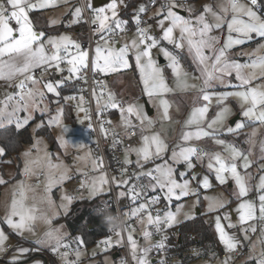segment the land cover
Segmentation results:
<instances>
[{
  "label": "snow or ice",
  "instance_id": "6c2138e0",
  "mask_svg": "<svg viewBox=\"0 0 264 264\" xmlns=\"http://www.w3.org/2000/svg\"><path fill=\"white\" fill-rule=\"evenodd\" d=\"M60 2L67 4L68 0H0V80L12 86L14 79L22 77L15 84L17 91L11 94L6 93L4 99L0 100V126L5 121L12 123L15 120L16 127L19 129L28 123L33 111H47V105L40 108V104L44 103L45 99V92L40 88L41 84L47 92L59 96L57 89L64 81H57L54 85L52 82L38 80L34 75L36 69L40 70L42 77L50 68H55L57 73L63 72L65 69L62 65L66 64L69 73V77L66 79L73 76L80 79L79 73L89 68L94 74L99 73L106 76L129 69L132 66L131 58H134L135 69L139 73L140 83L143 85V94L150 99L159 97V106L163 109L162 119L169 120L168 110L170 105L163 97L165 94L174 91V89L169 87L164 70L152 58V50L159 47L161 41H166L168 44H172L175 49L187 51L196 70L200 73L198 77H193V79L202 81L199 88L197 84L189 83L188 73L184 70L177 55L172 54L165 47H159V51L169 61L167 68L171 69L176 87L184 91L196 90L198 92L197 101L194 102L191 112L184 121L185 129H191L194 126L195 131H183L181 140L187 143L191 140L200 141L208 137L216 145L223 148V153L227 154L221 152L209 153L197 147H180L178 152L173 150L170 159L176 164L183 162L187 169L191 171L195 167L192 157H196L200 162L207 158V168L209 171L215 172L216 180L221 185L225 184L230 176L236 186L235 196L238 201L236 211L239 216V223L248 226L242 229L245 238H247L249 231H257V221L260 222V231L264 234V176L260 178L259 184L255 187L256 198L245 199L252 191V187L248 184L250 177L238 171L239 166L235 161L242 158L244 160L242 167L247 170L251 167L248 157L244 156L231 144L226 143L225 140L216 138L218 128L224 126L225 121L232 113L231 108L224 104L228 96L234 97L239 102L243 117L259 121L264 125V55H257V53L264 51V43L259 42L264 40V18L258 16L250 6H246L240 0H226L225 3L219 5V13L215 12L211 6L206 5L202 12L194 17L191 8H188L189 16L184 17L175 11V9L182 7L177 0H166L165 4L156 12V16L160 17L157 19L156 24L162 33L157 39L147 28L140 26V14L147 11L146 7L141 5L133 18L136 24L135 36L130 41H125L123 46L117 48L116 41L112 37L126 31L127 21L121 20L118 12V7L124 3V0H111L105 7L100 8L95 7L91 0H88L85 7L91 15L90 23L94 26L92 31L94 35L99 37L94 50L89 51L84 50L77 41L72 40L67 35L48 36L42 31L35 30L30 13L39 9L56 7ZM256 2L257 0H250L251 5H255ZM229 12L232 15L231 19L227 20L226 16ZM82 14L83 10L81 8H75L69 26L79 23ZM208 15L213 17L215 23L208 21ZM242 17H247V20ZM57 22L52 20L50 25ZM225 23L227 24L228 35L223 40L222 45L217 47L221 44V41L218 37L210 35V33L213 29H220ZM177 32L179 33L178 37L175 35ZM233 33L236 35L233 36ZM257 38H259L257 47L250 54L255 56V59L250 63L241 64L228 59L230 49ZM206 50L210 54H206ZM233 72H235V79L239 81L238 88L241 90L217 97V104L222 106L211 119H208L209 107L207 104L200 105L199 101L203 100L210 103L211 96L207 93V89L212 87L215 82L226 84L227 81L224 80V77L232 75ZM254 80H261L262 82L252 86ZM100 83L103 84V82ZM93 96L97 100V115H99L102 110L103 89L100 97L96 96L95 90ZM65 99L74 98L66 97ZM81 101H83V97H81ZM108 107L119 109L126 134L127 129L133 127V125L125 117V113L128 116H136L142 129L145 127L146 122L148 127L152 124L147 115L142 114L140 108L135 105L123 107L111 93L108 94L107 102L103 104V108ZM21 111L27 113L23 121L18 116ZM78 111L85 112L83 120L91 121V117L87 115L83 107H79ZM61 115L62 110H58L57 115L49 121V124H56L61 128L62 133L66 134L70 129L62 124ZM83 120L81 123H83ZM109 123L111 122L109 121ZM244 126L242 123H237L235 129L228 127L227 132L232 133ZM90 129L91 124L89 123ZM100 131L102 133L106 132L103 125H101ZM117 142L114 141V143ZM61 143L62 146H67L69 142L62 138ZM73 146L76 147V145ZM33 147L39 152V142L34 144ZM79 147L82 148L83 145H79ZM166 150L167 144L159 135H146L142 131L139 147L126 150L125 163H131L127 159V153L134 152L137 156V165L143 168L141 161L148 163L163 159L162 154ZM261 151L264 152V145L261 146ZM4 154V148L0 147V156ZM39 159L38 157L35 161L26 162L24 169L26 176L37 175L33 165L39 163ZM47 167L52 173L54 170H58L60 165H54L48 159ZM101 167H103L102 161L93 163V170ZM175 171L173 166L167 160H164L162 164H156L154 168L147 172L141 171L137 175L138 180L142 176L148 177V185L134 184L128 188V198L133 204H137L143 196H146L148 189H151L152 192L159 190L163 194L162 197L152 196L145 202H139L130 212L125 213L129 218L135 217L144 225L143 235L145 240H149L152 236L148 226L154 227L157 233L163 232L165 228L172 227L183 207L177 205L175 212L166 208L163 214H161L160 208H155L156 215L154 216L152 214L153 205L160 204L161 199L171 202L173 200L179 201L190 195H196V191L190 186L189 179L184 178L185 174L181 172L177 177L174 175ZM65 178L63 173L58 178L50 174L45 185V193L50 191L53 183H60ZM197 179L196 176L191 177V180ZM4 183L6 181L0 178V184ZM99 183H107V179L103 174L99 177ZM121 183L127 185L128 181L124 180ZM200 186L205 189L210 187L207 177L203 179ZM29 193H32V195L30 196ZM62 199H66L71 203L72 197L65 196ZM205 199L209 200V212H219L220 209L226 206L222 200L209 197H205ZM44 203H51L47 195L40 197L36 194L35 187L20 182L13 190L11 202L6 206L2 223L6 224L8 229L16 235L23 236L25 232L34 234V226L38 221L51 224V218L44 214L40 208V205ZM222 219L229 220L230 218L227 213L223 217L219 214L216 215L215 232L225 250L233 252L237 249L240 241L226 231L224 224L221 222ZM227 227L232 228L234 225L229 222ZM116 235L119 236L120 232H117ZM7 239L5 232L0 231V252L6 250L4 245ZM63 240L64 236L60 234L59 229H50L45 234V240L40 243L50 247L53 252H59L60 248H68ZM77 242L78 245H82V241ZM102 243L111 246L110 239L104 240ZM128 243L131 246V256L135 264H149L148 253L151 251L152 246L138 248L131 234L128 236ZM155 247L164 248L163 240L158 242ZM18 251L20 255H24L29 250L19 248ZM69 254V251L60 254L64 264H75V262L67 260ZM74 254L79 260L80 252L78 249L75 250ZM194 254L198 255L195 252ZM224 264H227V261ZM255 264H264V251L261 252L260 258L256 259Z\"/></svg>",
  "mask_w": 264,
  "mask_h": 264
},
{
  "label": "rangeland",
  "instance_id": "374dc122",
  "mask_svg": "<svg viewBox=\"0 0 264 264\" xmlns=\"http://www.w3.org/2000/svg\"><path fill=\"white\" fill-rule=\"evenodd\" d=\"M69 1L71 2L72 0H68V2ZM127 1L128 0H124V3L119 5L118 12L126 4ZM110 2L111 0L107 3ZM225 2L226 0L187 1L186 10L183 11L185 14L184 17L189 16V13L187 11L188 8H191L192 16L194 17L200 14L204 6L206 5L211 6L215 12L219 13V5ZM240 2L245 4L246 6H250L258 16L264 18V16L256 8V4L251 5L250 0H240ZM85 3H88V0H85ZM107 3L101 7H105ZM141 5L145 6L143 3H140L138 5V9ZM75 8L77 7L73 6L70 8L69 3L65 4L63 2H60L56 7H52L51 9L46 10L43 13V16L46 18L48 23L49 32L46 35H67L72 40L76 41L74 34L61 28V25H63L64 27L67 22L64 16L71 11L73 13ZM41 10L44 11V9H39L37 11L40 13ZM158 10L159 8H153L148 12L146 11L145 13H142L146 14V19L148 21L145 28H147L152 35L156 36L157 39H159L160 35H162L160 28L156 24L157 19L160 18L156 16V12ZM175 11L177 12L180 10L177 8L175 9ZM177 14L179 13L177 12ZM231 15L232 14L229 12L226 16V19L230 20ZM242 18L247 20V17ZM207 19L210 23H215L211 15H208ZM52 20H56L58 22L56 24L50 25V22ZM38 32H41V30H39ZM175 35L178 37L179 33L177 32L175 33ZM210 35L216 36L220 39L221 44L217 45V47H220L223 43V40L228 35L227 24H223L220 29H213ZM235 35L236 34L233 33V36ZM134 36V33L129 34L126 38V41H130ZM257 40H259V38L250 42H246L243 45L233 47L229 50L228 59L230 61L241 64L250 63L253 59H255V56L250 54L257 47ZM259 42L264 43V40H260ZM159 47H165L169 52L177 55V58L180 60V63L182 64L184 70L188 73L189 83L197 84L198 88L202 85V81L193 79V77H198L200 73L196 70V67L192 63V60L188 56L186 50L182 51L175 49L172 44H168L166 41H161ZM159 47L152 50V58L160 66V68L164 70L166 82L168 83L169 87L174 89V91L165 94L163 97V99H166L170 105L168 110L170 117L169 120L162 119L163 109L159 106L160 98L157 97L150 99L148 96L143 94V85L140 83L139 73L135 69L134 58H131L130 60L132 66L129 69H125L121 72L111 73L106 76L100 74L105 79L110 93L114 96L117 102H119L125 108L128 105L137 106L141 109L142 114L147 115L148 119L152 121L150 127L147 126L146 122L145 127L142 129V127L140 126V121L136 119V116H128L127 113H125V117L130 120L131 124L133 125V127L130 128H133L135 131V141L131 142L129 147L123 149V159L125 161L127 149L139 147L140 134L142 131L146 135H159L160 138L167 144V150L162 154L163 159H157L154 162L150 161L148 163H144L143 161H141V164H143V168L137 165V156L134 152L127 153V159L131 161V163L128 164L133 166L132 172L135 177H137V175L141 171L147 172L148 170L154 168L156 164H162L164 160H167L168 163L171 164L176 170L174 175L179 177V174L183 172L185 174L184 178L189 179L190 186L196 191V195H190L188 197H183L179 201L173 200L171 202L162 199L164 209L162 210L161 214H163V211L166 210V208L175 212L177 205L183 206L176 217V222L172 225V227H169L170 229L176 231L177 226L180 223L193 219L199 213L204 216V220L207 223L212 225L215 232L216 215L219 214L223 217V215L227 213L228 217L230 218L229 220L222 219L221 222L222 224H224L226 231L240 241L235 251L227 252L224 246L220 243L215 232L219 246L224 252L223 259L220 257L219 253L216 252V254L208 255L207 257L188 260L185 263L178 262L177 264H224L225 261H227V264H244L245 262L250 260H254L256 262V259L260 258L261 252L264 251V234L261 233V224L257 221V231H249L247 234V238H245L242 229L247 228L248 226L241 225L239 223V216L236 211L238 205V201L235 196L236 186L231 177L229 176L227 182L221 185L216 180L215 172L209 171V169L207 168V158H205L203 162H200L196 159V157H192L191 159L195 167L191 171L187 169L186 165L183 162L176 164L173 163L170 159L173 150L178 152L180 147H197L209 153H223V148L216 145L213 140L208 137L200 141L191 140L187 143L181 140L183 131H195L194 126L191 129H185L184 121L187 119L189 113L191 112L194 102L197 101L198 92L196 90L184 91L176 87L175 78L171 74V69L167 68L169 61L159 51ZM206 54L210 53H207L206 50ZM257 55H264V51L257 53ZM160 60H162L163 62L160 63ZM63 68L65 69V72L63 71L60 73H57L56 69L54 68L55 74L57 76L62 75L63 78L66 79L67 77H69V73L67 72V66ZM36 78L38 80H42L43 82H52L54 85L57 81L63 80L53 79L52 81H49L47 80L45 74L42 77L40 75ZM19 79H22V77L14 79L12 81V86H9L8 83L0 80V100L4 99L6 93L11 94L17 91V89L15 88V84L19 82ZM75 79L76 77L73 76L67 80L74 81ZM224 80L227 81L226 84L215 82L212 87L207 89V93L211 96L210 103L203 100L199 101L200 105H208V119H211L222 106L217 104V97L225 96L228 93L241 90L238 88L239 81L235 79V72H233L230 76L224 77ZM261 82V80H254L252 86L260 84ZM29 87H31V85H29ZM40 88L45 92L44 103L40 104V108H44L45 105H47V111H33L28 123L19 128L22 129L28 127L32 142L28 145H25L19 153L18 168L17 166L10 164H6L0 167V178H3L6 181V183L1 184L0 186L1 220H3L4 218L6 206L11 202L14 188L20 182H24L27 185L35 187L36 194L38 196L42 197L44 195H47V197L51 201L50 204L44 203L40 205L42 212L51 218V224L49 225L38 221L34 226V234L28 232L24 233L23 236H27V240L42 242L45 240V234L50 229H59L60 234L64 236L63 243L68 245V248L70 250H73L75 252V250L78 249L80 252L79 260H77L74 252L73 257L71 255L67 257L68 261H73L75 262V264H121L120 258L114 260L112 257V255L114 254V249H123L124 251H127L132 259L131 246L128 243L129 234L132 235L133 240L136 242L138 248H148L150 242V239L145 240L144 238V225H142L135 217L129 218L125 215V213L130 212L132 208L130 210L123 211V229L119 226L109 236L98 240L94 245L90 247L84 246L83 242L82 245H78L77 241H82L80 236L78 234L70 235L65 224L58 220L61 216H64L69 212L70 207L74 201L81 199H92L100 195L108 194L110 192V181L107 174L103 171V167L93 170V163L98 162V155L94 151V137L90 133L88 127L78 126V109L75 108L73 110L72 122H69L64 118L65 106L70 105L74 107L73 103H70L68 99H65L66 97H68V95H64L60 100L58 96L47 92V90L43 88V84L40 85ZM145 101L148 104L149 108L153 111L151 115H148L146 111ZM224 104L231 108L232 113L229 116L228 120L225 121L224 126L218 128L216 138L225 140L226 143L231 144L244 156L248 157V162L251 164V167H249L247 170L242 167V165L244 164V160L242 158L236 160L235 163L239 166L238 171L241 174L250 177V179L248 180V184L252 187V191H250L249 196L245 199H255V187L259 184L260 178L264 176V152L261 151V146L264 145V125H262L259 121L249 120L243 117V115L241 114L239 102L234 97L228 96V99L224 101ZM58 110H62V115L60 116L62 124L70 129V131L66 134L62 133L61 128L56 124H49V121L57 115ZM116 110L117 116L113 117V122L117 129L124 130L125 128L122 124L121 112L119 111V109ZM26 115L27 113L23 111L18 113L21 121H23ZM237 123H242L245 126L232 133L227 132L228 127H232L235 129ZM246 125H249L247 129ZM3 127H13L17 129L15 120H13L12 123H8L7 121H5L3 125L0 126V128ZM43 127H48L52 136V140L47 138L46 135L38 133V130ZM242 132L245 133L244 139L238 140L237 136ZM62 138L66 139L69 142L67 146H62ZM37 142H39V152H37V149L33 147V145L37 144ZM73 145H76V147H74ZM79 145H83V147L80 148ZM223 154L227 155L226 153ZM38 157L40 158L39 163L33 165L37 175H33L31 177L26 176L24 174L26 162L35 161L38 159ZM66 158L69 159V162L66 161ZM48 159H50L52 164L60 165V168L50 173L47 167ZM17 171L19 172V176L17 175ZM62 173L66 178L60 183H53L50 191L45 193V185L47 183L48 176L52 174L58 178ZM101 174L105 176V178L107 179V183H99V177L101 176ZM192 176H196L198 179L191 180ZM76 177L78 179L77 181L75 180ZM205 177H207L210 184V187L207 189L200 186ZM140 178L145 179L146 185L149 184L148 177L142 176ZM34 179H38V183H34ZM124 180L128 181V179L117 177L114 173H112V182L114 186H125V184L121 183ZM82 184L84 185L83 187L81 186ZM76 187H79L81 191L76 192ZM148 190L151 191V189ZM157 191L161 194V196H163V194L159 190ZM29 195L31 196L32 193H29ZM65 196L72 197L71 203H69L66 199H62V197ZM205 197L222 200L225 202L226 206L223 209H220L219 212H209V200L205 199ZM229 222H231L234 227L228 228L227 225ZM148 230L150 231V226H148ZM0 231L5 232L4 230H2V228H0ZM117 232H120L119 236L116 235ZM175 234L177 235V232H175ZM6 236L8 237L6 241H9L11 239L10 236H8L7 234ZM107 239L111 240V246H106L102 243V241ZM117 241H119V243H117ZM42 246L47 250V254L54 259L56 264H64V260L60 255L61 253H63L62 248L59 249V252H53L50 247L44 245ZM19 248L22 247L15 248L14 251L6 256V258L8 260H17L20 257H23L24 255H20L18 251ZM23 248L26 249V247ZM236 255L238 256V259L234 260ZM3 256L4 253H0L1 260L4 258ZM148 261L149 264H151L150 252L148 253ZM29 262L30 263L28 264H37V262H39V264H45L44 260L39 257H36ZM132 262L133 264H135V261L132 260Z\"/></svg>",
  "mask_w": 264,
  "mask_h": 264
},
{
  "label": "built area",
  "instance_id": "2783aa9c",
  "mask_svg": "<svg viewBox=\"0 0 264 264\" xmlns=\"http://www.w3.org/2000/svg\"><path fill=\"white\" fill-rule=\"evenodd\" d=\"M81 9L83 10L82 19L77 24H83L85 27V39L80 38V32L78 30H72L73 34L76 37V41L82 46L84 50H93L96 42L99 37L93 34V25L90 23L91 15L88 9L85 7V0H79ZM166 0H150L148 2L147 12L153 8H161L164 5ZM182 7L178 9L180 11H185L187 7V0H177ZM99 8V7H98ZM141 24L140 26L145 28L147 24L146 14L140 16ZM70 25V20L66 22L65 27L67 29H71L74 24ZM126 31L119 33L118 35L112 37L114 41H116V47L123 46L126 41V38L129 34L136 33V24L134 21L125 25ZM62 65V67H65ZM50 72L51 68L45 73L47 80H50ZM34 75L36 77L40 76V70L36 69L34 71ZM80 79L74 80V85L79 89V92L68 95V97H73L74 99H68L70 103L74 104V109H78L79 107H83L86 110L88 116L91 117V121L83 120L85 116V112H78L77 116V124L79 127H88L89 123L91 124V129L89 130L92 136L94 137V151L98 155V161H102L103 171L107 174L110 181V193L109 201L107 206L115 210L119 226L124 228L123 221V211L130 210L138 205L139 202H145L147 199H150L152 196H160L156 192H152L147 190V195L143 196L137 204H133L131 200L128 198V188L132 185L143 184L146 185V181L144 178H139L134 176L132 169L133 166L126 164L122 153L123 149L129 147L130 143L135 141V131L133 128L127 129V134L124 130H119L115 127L113 122V111L114 109L111 107L103 108V104L107 102L108 94L110 93L108 85L105 79L99 73H92L91 69H84L79 73ZM100 82H103L101 84ZM103 89V96L101 98V112L97 115V100L93 96V91L95 90L96 96H101V91ZM80 97V98H79ZM81 97H83V101H81ZM83 120V123L81 121ZM109 121L111 123H109ZM101 125L104 126L106 132L102 133L100 131ZM114 141H118L114 143ZM66 161L69 162V159L66 158ZM112 173L120 178L128 179V184L125 186H121L118 190L114 186L112 182ZM78 180L77 177L75 179ZM38 179H34V183H38ZM76 192L81 191L79 187L75 188ZM123 193V195H122ZM155 208H160L161 212L164 209L162 201L158 205L152 206V214L155 216L156 213L154 211ZM150 231L152 232V236L150 238V259L153 264H176L179 258L176 257V254L171 250V247L168 242V237L171 229L165 228L163 232L157 233L155 228L150 226ZM166 237V239H164ZM163 240L164 248H157L155 245L158 242ZM62 251H69L70 254H73V250L69 248H62ZM196 249L194 247L191 248L189 254L195 255ZM224 255L222 254L221 257ZM238 259L236 255L234 260ZM44 260L46 264H56L54 259L48 254L44 255ZM121 264H132L129 255L125 252L122 253Z\"/></svg>",
  "mask_w": 264,
  "mask_h": 264
},
{
  "label": "trees",
  "instance_id": "16d2710c",
  "mask_svg": "<svg viewBox=\"0 0 264 264\" xmlns=\"http://www.w3.org/2000/svg\"><path fill=\"white\" fill-rule=\"evenodd\" d=\"M149 1L150 0H128L125 4L126 6L124 5L119 11V18L131 24L134 21L133 18L136 15L138 5L143 3L146 6V9H148ZM256 8L264 16V0H257ZM30 18L36 31L41 30L45 32V34L49 32L45 18H43L38 11L30 13ZM61 28L71 31L78 30L80 32L81 39H85L86 37L85 27L83 24L76 23L71 29H67L65 26L63 27V25H61ZM61 77L62 75L57 76L55 74L54 68H51V81ZM61 79H63L64 82L58 89V98L60 100L64 95H70L79 92V89L74 85V81L67 80L65 78ZM73 110L74 107L70 105H67L64 108V118L69 122L73 121ZM247 127H249V125H246V129ZM38 133L46 135L47 138L52 140V136L48 127L40 128ZM244 136L245 133H239L237 139H244ZM31 142L32 138L28 127L22 129H15L13 127L0 128V147L4 148L5 150V154L0 156V167L10 164L17 166L18 168L19 153L25 145H28ZM17 175L19 176L18 171ZM120 187L121 186L119 185L116 187V189L118 190ZM110 196L111 193L109 192L108 194L100 195L92 199L76 200L72 203L69 212L64 216H61L58 220L65 224L70 235L78 234L84 246L90 247L98 240L109 236L116 228L119 227V221L115 210L107 206ZM175 232H177V235ZM168 242L171 250L174 252V254H176V257L179 258L177 263H185L188 260L207 257L208 255H213L217 252L215 245V232L213 227L204 220V216L201 214H198L191 220L180 223L177 226L176 231L171 229ZM192 247L196 249V253H198V255L189 254ZM114 251H116L119 254V257H121V249H114ZM34 256H42L44 258V254L41 255L36 252L30 254L27 259H30ZM0 262H2V264H22V262L10 263L4 260H1ZM244 264H255V261L250 260Z\"/></svg>",
  "mask_w": 264,
  "mask_h": 264
},
{
  "label": "crops",
  "instance_id": "0c3cea01",
  "mask_svg": "<svg viewBox=\"0 0 264 264\" xmlns=\"http://www.w3.org/2000/svg\"><path fill=\"white\" fill-rule=\"evenodd\" d=\"M69 4H70V8L71 7H73V6H75V7H79V8H81V6H80V4H79V2H78V0H72L71 2L69 1L68 2ZM52 8V7H51ZM51 8H45L44 9V11H40V14H41V16L43 17V18H45L44 16H43V13L46 11V10H48V9H51ZM64 17H66L67 18V21H69V20H71L72 19V11L71 12H69L68 14H66ZM45 20H46V18H45ZM46 22H47V20H46ZM47 25H48V23H47ZM67 31H69L70 33H72L73 34V32L71 31V30H67ZM76 38V37H75ZM67 66V65H66ZM61 78H63V76L61 77ZM61 78H59V79H61ZM114 111L115 112H113V117H115V116H117V110L116 109H114ZM120 130V129H119ZM133 159V158H132ZM24 177H25V175H24ZM0 186H1V184H0ZM156 193H158L160 196H161V194L158 192V191H156ZM162 197V196H161ZM164 207V206H163ZM2 221L3 220H1V218H0V228H2V230H4L5 232H6V234L8 235V236H10V240L9 241H6L5 243H7V244H5L4 245V247H5V251H2V252H0V253H4V258L2 259V260H4V261H6V262H10V263H18V262H22V264H28V263H30L29 261H31L32 259H34V258H42L43 260H44V258L42 257V256H34V257H32V258H30V259H27V257L30 255V254H33V253H38V254H47V250L45 249V248H43V246H42V244L40 243V242H36V241H30V240H27V236H20V235H16L14 232H12L11 230H9L8 229V227H7V225L6 224H4V223H2ZM16 243H20V244H16ZM215 245H216V250H217V253H219V255H220V257H221V255L223 254L224 255V252H223V250H222V248L219 246V243H218V239H217V236H216V234H215ZM17 247H26V249H28L29 251L27 252V253H25L24 254V256L23 257H20L19 259H17V260H8L7 258H6V256L7 255H9L12 251H14V249L15 248H17ZM149 247H150V242H149ZM40 249V250H36V249ZM127 253L128 254V252L127 251H124L123 249H121V252H120V254H121V257H119V254L116 252V251H114V254L112 255V257H113V259L114 260H116V259H118V258H120V260H122V253ZM69 255H71L72 257H73V254H69ZM129 255V254H128ZM129 257H130V255H129ZM222 259L224 258V256L223 257H221ZM27 259V260H26ZM130 260H131V263L133 264V262H132V259H131V257H130ZM0 261H1V259H0ZM44 262H45V260H44ZM150 263L151 264H153V262L151 261V259H150ZM0 264H2V262H0ZM46 264V263H45Z\"/></svg>",
  "mask_w": 264,
  "mask_h": 264
},
{
  "label": "water",
  "instance_id": "95a60500",
  "mask_svg": "<svg viewBox=\"0 0 264 264\" xmlns=\"http://www.w3.org/2000/svg\"><path fill=\"white\" fill-rule=\"evenodd\" d=\"M108 1H110V0H91V2L95 5V7H101V6H103L104 4H106ZM180 15H182V16H184L185 14H184V12L183 11H177ZM118 48V47H117ZM163 61L162 60H160V63H162ZM145 107H146V111H147V113H148V115H151L152 114V110L149 108V106H148V104L146 103V101H145ZM236 118H238V117H236ZM232 122V121H231ZM199 214V213H198ZM179 240V239H178Z\"/></svg>",
  "mask_w": 264,
  "mask_h": 264
}]
</instances>
